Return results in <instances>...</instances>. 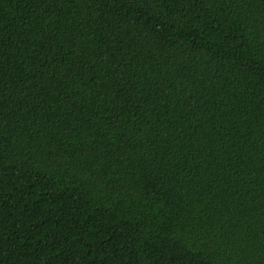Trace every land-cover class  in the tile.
<instances>
[{"label": "trees", "instance_id": "1", "mask_svg": "<svg viewBox=\"0 0 264 264\" xmlns=\"http://www.w3.org/2000/svg\"><path fill=\"white\" fill-rule=\"evenodd\" d=\"M0 264H264V0H0Z\"/></svg>", "mask_w": 264, "mask_h": 264}]
</instances>
